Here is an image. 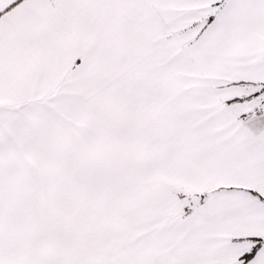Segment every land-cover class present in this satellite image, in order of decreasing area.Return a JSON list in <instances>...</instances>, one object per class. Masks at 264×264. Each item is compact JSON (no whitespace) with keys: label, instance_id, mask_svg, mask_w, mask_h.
<instances>
[{"label":"snow or ice","instance_id":"1","mask_svg":"<svg viewBox=\"0 0 264 264\" xmlns=\"http://www.w3.org/2000/svg\"><path fill=\"white\" fill-rule=\"evenodd\" d=\"M0 264H264V0H0Z\"/></svg>","mask_w":264,"mask_h":264}]
</instances>
